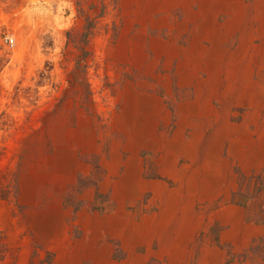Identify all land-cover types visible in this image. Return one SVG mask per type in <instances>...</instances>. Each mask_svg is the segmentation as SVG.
Segmentation results:
<instances>
[{
	"label": "rangeland",
	"instance_id": "obj_1",
	"mask_svg": "<svg viewBox=\"0 0 264 264\" xmlns=\"http://www.w3.org/2000/svg\"><path fill=\"white\" fill-rule=\"evenodd\" d=\"M0 264H264V0H0Z\"/></svg>",
	"mask_w": 264,
	"mask_h": 264
}]
</instances>
